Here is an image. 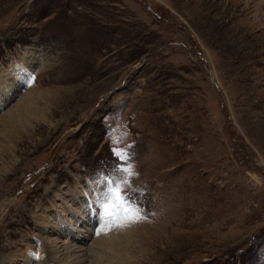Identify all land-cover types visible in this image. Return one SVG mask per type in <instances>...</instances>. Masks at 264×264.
I'll use <instances>...</instances> for the list:
<instances>
[{"label": "rangeland", "instance_id": "1", "mask_svg": "<svg viewBox=\"0 0 264 264\" xmlns=\"http://www.w3.org/2000/svg\"><path fill=\"white\" fill-rule=\"evenodd\" d=\"M256 5L0 0V264L90 245L127 166L132 264H264V35L236 29ZM24 94L37 116L5 131Z\"/></svg>", "mask_w": 264, "mask_h": 264}, {"label": "bare ground", "instance_id": "2", "mask_svg": "<svg viewBox=\"0 0 264 264\" xmlns=\"http://www.w3.org/2000/svg\"><path fill=\"white\" fill-rule=\"evenodd\" d=\"M260 5V3H258ZM256 5V8H253V13L251 12V16L248 15L242 9L240 11L241 14H239L238 17L240 18V21L236 23V29L240 32L241 29H249L252 32V36L257 35H264V8L258 7ZM6 92H10V88L5 89ZM9 95V94H8ZM6 94V96H8ZM25 96V94H24ZM9 98V97H8ZM40 108V101L36 97H34L31 94H26L25 97H23L17 104L16 107L12 111H10V116L7 118L5 122H2V128H4L5 131L11 130L10 128H14V126H20L27 128L29 125V120L32 118L33 114L37 116L38 109ZM8 114V113H7ZM12 114V115H11ZM101 194L103 189H99ZM62 191H58V193H61ZM99 192V191H98ZM55 193V194H47L49 197L47 201L49 204L53 203L55 200H58L61 195ZM50 198V199H49ZM4 203H0V207H2ZM89 215V214H88ZM104 217L100 220H98V229L96 232L93 227V221L90 218H87L85 221H81V224H79V227L82 228L85 234L84 242L91 241L90 245H87L88 243H85L86 248L82 246H76L74 250H71L73 254H68V259L66 258L64 260V257L57 256L59 251L56 247V244L50 243L47 248L46 254H48V257L51 258L53 264H132L130 262V259L133 258L132 254L130 253V244L128 245L126 242H130V239H132L131 231H127L125 228L121 227L118 228L114 224L110 222L103 223ZM39 224L36 223L35 226L39 229ZM124 224V223H123ZM77 226V224H74ZM118 230V231H117ZM126 230V231H123ZM117 231V232H116ZM78 232V231H77ZM79 232L82 233V230ZM124 237H121L123 236ZM73 236V235H72ZM69 238V236L67 235ZM87 237V238H86ZM67 238V239H68ZM72 240V239H70ZM133 241V239H132ZM70 246H66L67 252L70 251V249L73 247L71 244ZM74 248V247H73ZM69 250V251H68ZM70 251V252H71ZM106 251L108 253H106ZM71 252V253H72ZM60 254V253H59ZM74 257L73 259H69L70 257ZM47 257V255H46ZM67 257V256H66ZM1 263V262H0ZM4 263V262H3ZM46 264V263H43Z\"/></svg>", "mask_w": 264, "mask_h": 264}, {"label": "snow or ice", "instance_id": "3", "mask_svg": "<svg viewBox=\"0 0 264 264\" xmlns=\"http://www.w3.org/2000/svg\"><path fill=\"white\" fill-rule=\"evenodd\" d=\"M114 154L120 159H124V153L119 149L114 150ZM122 177L117 180L108 181L106 192L100 202V207L104 219L112 224L117 222L128 223L140 219V210L127 194L129 178L134 175L130 166L119 170Z\"/></svg>", "mask_w": 264, "mask_h": 264}]
</instances>
